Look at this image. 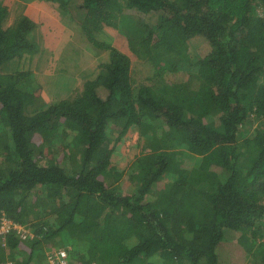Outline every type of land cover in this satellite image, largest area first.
Segmentation results:
<instances>
[{"label":"trees","instance_id":"16d2710c","mask_svg":"<svg viewBox=\"0 0 264 264\" xmlns=\"http://www.w3.org/2000/svg\"><path fill=\"white\" fill-rule=\"evenodd\" d=\"M35 1L109 60L41 100L39 26L0 0V264H264V0H17ZM136 60L152 67L138 84Z\"/></svg>","mask_w":264,"mask_h":264},{"label":"rangeland","instance_id":"374dc122","mask_svg":"<svg viewBox=\"0 0 264 264\" xmlns=\"http://www.w3.org/2000/svg\"><path fill=\"white\" fill-rule=\"evenodd\" d=\"M4 2L11 10L10 24H13L23 12L39 26L38 31L31 34V37L37 42L39 53L33 63L32 60L26 59L25 65L26 69L32 71L34 79L39 85L37 89L41 90V100L43 99L47 103L57 102L68 98L72 93L81 92L84 83L94 80L100 73V65L109 60L108 51L96 48L91 43L82 40L81 35L83 37V34L81 29L79 30L78 19L75 23L69 22V19L63 17L58 11V7L55 8L52 3L35 1L26 4L27 6L23 9L17 0H4ZM74 14L76 15L75 11ZM59 26L64 29L62 34L57 31ZM68 41L71 43L68 44ZM99 41L111 43L112 46L124 53L129 51L127 39L119 38L116 32L106 30L105 35L101 34ZM75 43L78 45L74 46ZM132 65L131 74L134 82L138 84L147 81V78L152 74V67L140 60L134 61ZM99 92L102 97L107 95L105 90H99ZM117 134L119 132L115 133V136ZM131 137L132 139H130ZM138 141L139 135H132L124 139L115 151V163L120 162L118 166L125 167V171L134 161L129 158V153L133 144ZM127 179L126 181L129 180Z\"/></svg>","mask_w":264,"mask_h":264},{"label":"built area","instance_id":"2783aa9c","mask_svg":"<svg viewBox=\"0 0 264 264\" xmlns=\"http://www.w3.org/2000/svg\"><path fill=\"white\" fill-rule=\"evenodd\" d=\"M13 224L6 219L1 220L0 224V243L5 241L6 234L12 229ZM22 239H27V235L24 232ZM49 264H71L68 260V255L65 251L55 252L49 255Z\"/></svg>","mask_w":264,"mask_h":264}]
</instances>
